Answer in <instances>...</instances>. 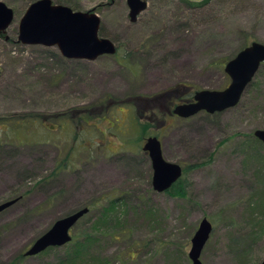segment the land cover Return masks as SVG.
<instances>
[{
  "label": "rangeland",
  "instance_id": "374dc122",
  "mask_svg": "<svg viewBox=\"0 0 264 264\" xmlns=\"http://www.w3.org/2000/svg\"><path fill=\"white\" fill-rule=\"evenodd\" d=\"M1 1L16 17L0 36V147L18 151H0V205L21 200L0 214V264H64L67 245L17 259L83 206L93 211L72 235L92 232L112 202L119 220L98 227L108 264H192L205 218L203 264H261L264 144L254 133L264 130V65L233 109L173 111L199 90L227 88L226 63L264 44V0H144L137 22L127 0H51L99 15L100 37L118 51L96 61L24 45L20 20L38 0ZM149 137L187 169L185 198L154 190Z\"/></svg>",
  "mask_w": 264,
  "mask_h": 264
},
{
  "label": "water",
  "instance_id": "95a60500",
  "mask_svg": "<svg viewBox=\"0 0 264 264\" xmlns=\"http://www.w3.org/2000/svg\"><path fill=\"white\" fill-rule=\"evenodd\" d=\"M130 20L137 22L138 17L148 9L144 0H127ZM14 9L0 0V36L7 32L15 20ZM101 19L91 11H73L65 5L54 4L51 0H38L30 5L20 20L19 41L24 45L58 46L62 56L73 60L96 61L102 56L116 55L117 46L110 39L100 37ZM264 65V44L253 42L245 47L231 61L224 71L230 78V85L221 91L199 90L194 94L193 102L179 104L173 114L189 119L206 112L220 114L239 105L245 90L260 67ZM264 144V130L254 133ZM152 163V185L157 193H165L183 176L181 165L167 162L162 151V141L158 137H149L143 147ZM16 200L0 205V214L16 204ZM90 212L83 208L68 215L51 227L24 256H36L52 247H63L73 240L71 231L80 220ZM213 230L212 223L205 218L199 225L192 241L189 260L192 264H203L200 256ZM261 264H264V260Z\"/></svg>",
  "mask_w": 264,
  "mask_h": 264
},
{
  "label": "trees",
  "instance_id": "16d2710c",
  "mask_svg": "<svg viewBox=\"0 0 264 264\" xmlns=\"http://www.w3.org/2000/svg\"><path fill=\"white\" fill-rule=\"evenodd\" d=\"M73 11H77V9L74 8ZM100 33L103 37L105 36L104 32H100ZM193 97L191 96V98H188L187 101L189 102L191 99H193ZM8 146L9 145H7L6 148L0 147L1 148L0 151L2 152L3 155L4 152L7 149H9V147H11L10 148V150H12L11 153H14V151L17 153L18 147L15 146L8 147ZM183 170H184L183 171L184 174H186L187 169H183ZM166 194L169 195L170 197L171 196L178 198L186 197L187 194H186V188L184 187V183H183V176L177 183H175L173 187L170 188V190L166 192ZM120 204L118 205V207L120 206ZM116 206H117V202L116 203L112 202L111 204H108L107 206H105V208H103L104 209L103 213L96 219L98 221L96 222V225L93 228L92 232H84V233L79 232L73 235V240L70 242V244H67L68 252L64 264H108V260L101 259L100 253L98 252V250H100L101 247V242L99 238L103 235L102 231L98 230V227L104 226L105 228L107 224L112 223L114 221L117 222L119 220L118 218L121 215L122 211L121 212L117 211L118 208ZM83 208H89L90 212L93 211V207L90 206H83ZM83 208H80L77 211L82 210ZM120 208H122V206ZM85 216H83V218ZM50 249L52 250V248ZM24 258H25L24 254H20L17 259V262L20 263ZM14 264H16V262Z\"/></svg>",
  "mask_w": 264,
  "mask_h": 264
},
{
  "label": "flooded vegetation",
  "instance_id": "af4514ba",
  "mask_svg": "<svg viewBox=\"0 0 264 264\" xmlns=\"http://www.w3.org/2000/svg\"><path fill=\"white\" fill-rule=\"evenodd\" d=\"M117 51H118V49H117ZM193 99H194V97H193ZM193 99H191L189 102H193ZM188 101H185L184 103H181V104H186V103H189ZM179 105V104H178ZM58 125V124H57ZM55 129H58L57 127H55ZM54 131H56V130H53V132ZM125 137V136H124ZM127 138V137H126ZM1 146V145H0ZM2 153V152H1ZM14 200V199H13ZM21 200V199H20ZM20 200H16V202H19Z\"/></svg>",
  "mask_w": 264,
  "mask_h": 264
}]
</instances>
